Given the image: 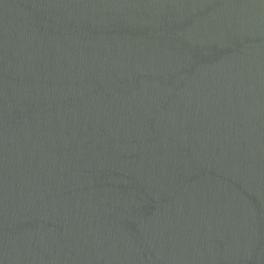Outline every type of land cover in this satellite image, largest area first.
<instances>
[{
  "label": "water",
  "instance_id": "obj_1",
  "mask_svg": "<svg viewBox=\"0 0 264 264\" xmlns=\"http://www.w3.org/2000/svg\"><path fill=\"white\" fill-rule=\"evenodd\" d=\"M0 264H264V0H0Z\"/></svg>",
  "mask_w": 264,
  "mask_h": 264
}]
</instances>
